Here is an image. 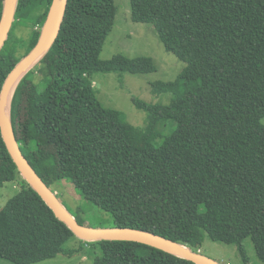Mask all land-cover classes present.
Segmentation results:
<instances>
[{
  "label": "trees",
  "instance_id": "1",
  "mask_svg": "<svg viewBox=\"0 0 264 264\" xmlns=\"http://www.w3.org/2000/svg\"><path fill=\"white\" fill-rule=\"evenodd\" d=\"M53 0H18L0 50V93L37 44ZM131 18L151 24L166 50L186 63L175 81L152 84L169 104L135 98L148 114L137 127L99 100L96 72L146 74L151 57L100 59L117 13L114 0H68L60 31L15 88L11 123L24 155L52 189L70 181L113 217L112 227L162 235L198 251L203 237L245 241L264 262V0H130ZM3 0H0V18ZM23 26L27 38L16 35ZM41 73L40 80L35 77ZM174 131L160 135V123ZM159 138V141H157ZM19 192L0 210V256L31 264L78 237L22 177L0 129V188ZM53 190V189H52ZM94 264H198L130 240H84Z\"/></svg>",
  "mask_w": 264,
  "mask_h": 264
},
{
  "label": "rangeland",
  "instance_id": "2",
  "mask_svg": "<svg viewBox=\"0 0 264 264\" xmlns=\"http://www.w3.org/2000/svg\"><path fill=\"white\" fill-rule=\"evenodd\" d=\"M117 13L113 28L102 48L100 59L108 60L116 55L127 57H151L157 70L146 74H132L129 72H96L93 75V85L102 104L108 108L119 110L125 120L137 127L148 125V114L136 107L134 99L138 98L149 103L169 104L172 93L157 94L153 92L152 84L157 81H175L186 66L175 54L166 50L160 41L154 27L148 23L135 22L131 18L130 0H114ZM3 9V8H2ZM27 28L20 26L16 35L27 38ZM39 72L35 80H40ZM264 124V117L262 118ZM175 123L168 121L160 123L157 131L160 135H168L174 131ZM159 141V138L158 140ZM52 189L58 195L62 204L77 220L86 226L109 227L113 217L100 209L96 204L83 197L80 191L67 180H60L52 184ZM20 190L17 181H8L0 188V210ZM83 245L84 248L72 256L59 254L31 264H94L95 258L101 251L94 250L90 244L82 243L79 239L66 242L67 248ZM251 264H264L256 255L250 238L245 241ZM203 255L211 257L220 264H244L236 244H228L212 240L207 234L203 237L198 250ZM0 264H16L0 256Z\"/></svg>",
  "mask_w": 264,
  "mask_h": 264
},
{
  "label": "water",
  "instance_id": "3",
  "mask_svg": "<svg viewBox=\"0 0 264 264\" xmlns=\"http://www.w3.org/2000/svg\"><path fill=\"white\" fill-rule=\"evenodd\" d=\"M18 0H3L0 18V50L11 30ZM68 0H53L47 19L35 47L25 55L8 74L0 93V129L9 153L15 161L22 177L37 191L59 219L66 222L77 237L84 240H130L145 243L168 253L192 260L198 264H220L215 259L194 251L190 247L175 242L162 235L131 227H92L82 225L62 204L58 195L36 172L24 155L14 135L11 123V102L18 83L35 66L55 41L64 18Z\"/></svg>",
  "mask_w": 264,
  "mask_h": 264
}]
</instances>
